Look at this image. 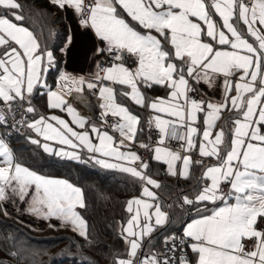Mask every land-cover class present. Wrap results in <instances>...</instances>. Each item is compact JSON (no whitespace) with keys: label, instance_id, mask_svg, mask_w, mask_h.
<instances>
[{"label":"snow or ice","instance_id":"snow-or-ice-1","mask_svg":"<svg viewBox=\"0 0 264 264\" xmlns=\"http://www.w3.org/2000/svg\"><path fill=\"white\" fill-rule=\"evenodd\" d=\"M50 4L69 21L62 34L47 25L50 13L0 0V125L35 132L36 138L27 139L50 155L82 160L79 152L49 141L86 149L103 168L135 178L139 195L124 203L128 218L119 231L125 251L112 252L109 264H264V0ZM74 51L85 60L90 53L96 70L87 76L68 71L66 57ZM218 78L220 100L192 95H199L193 85L211 87ZM154 86L166 94L148 96ZM86 90L99 100V125L66 99ZM37 95L46 96L47 109L66 112L81 131L59 115L39 112L32 103ZM118 95L155 113L148 126L157 130V143L139 147L167 166V176L193 181L172 202L161 194L171 186L154 178L160 173L131 149L141 117L117 102ZM106 128L119 132L117 145ZM10 135L0 136V203L19 200L37 217L71 225L82 240L74 245L81 254L93 247L89 221L77 210L88 211L83 189L26 166ZM171 140L181 142L179 149L167 146ZM85 262L98 264L90 257Z\"/></svg>","mask_w":264,"mask_h":264},{"label":"trees","instance_id":"trees-1","mask_svg":"<svg viewBox=\"0 0 264 264\" xmlns=\"http://www.w3.org/2000/svg\"><path fill=\"white\" fill-rule=\"evenodd\" d=\"M20 2L26 5V11L31 7L34 10L50 13L46 20L47 25L58 34L63 33L68 21L61 10L50 4V0H20ZM36 23L39 29L41 22L37 20ZM55 39L53 37V42ZM53 79L54 74L50 73L49 82ZM162 91L163 88L154 86L153 89L147 90L146 94L155 97ZM118 100L140 114L137 136L139 139L145 138L147 134L143 127V116L146 112L141 111L142 107L130 99L118 95ZM92 102L89 101V105L93 106ZM32 103L39 112L44 114L50 112L46 106V96L37 95ZM92 109L97 110L95 107ZM226 113L223 117L228 116ZM6 129L2 132L3 136L11 133L9 143L26 166L41 174L67 179L83 189L88 211L86 213L81 209L78 211H81L89 221L94 246L84 248L81 254L74 245L82 243V240L71 228L51 225L43 229H32L16 218L4 215V205L0 203V264H82L84 257H90L91 261H96L98 264H109L112 252H124L123 240L119 235L120 224L126 221L125 218L128 216L124 203L132 196L139 195V184L135 182V178L117 169L103 168L89 157L77 161L68 157L50 155L44 152L42 147L31 144L27 139V135L32 136L33 133L18 134ZM149 163L153 172L160 173L154 177L171 186L161 193L168 202H172L181 189H187L193 182H185L183 179L177 182L176 177L166 175L165 164L151 159ZM192 172L194 175L199 174L195 167ZM21 249L23 252L20 255H9L10 252H20Z\"/></svg>","mask_w":264,"mask_h":264},{"label":"crops","instance_id":"crops-1","mask_svg":"<svg viewBox=\"0 0 264 264\" xmlns=\"http://www.w3.org/2000/svg\"><path fill=\"white\" fill-rule=\"evenodd\" d=\"M72 27H73V29H75L76 24L72 23ZM88 55H89V58L87 60H85L82 52L74 51L73 53L69 54L66 57V63L68 65L67 70L70 72H73V74L85 75V76H87L90 71H95L96 70L95 66L93 64H91V54L89 53ZM195 86L198 88V90L202 94H204L205 99H212L213 101H218L223 96V80H222V78H218L216 81H214L213 86H211V87H209L207 84H204L203 82H201V84L195 85ZM85 92L87 93V98H89L88 100L93 101L94 105L96 106L95 108L98 109V105L96 104L95 99H94L95 95H92L87 90ZM165 94L166 93L164 90L158 96H164ZM88 107H89V104H88ZM89 109H92V108L89 107ZM129 109L131 111H133L130 107H129ZM141 111L152 112L150 109H145V108H142ZM134 113L139 114L136 112H134ZM226 114H228V113H226ZM222 123H223V119L218 122V126H219V124H222ZM139 125H140V123H139ZM29 132H31V131L29 130ZM31 133H33V132H31ZM138 139L139 138L137 136V140ZM81 153L83 154L82 155L83 157H89V158L91 157V154L87 153V151H83ZM192 155H193V159H196L198 157V152L194 151ZM57 178H59V177H57ZM3 205H4V209L5 208L7 209L9 216H12V218L13 217L16 218L17 220L26 224L27 226H29L32 229H43V228L49 227L51 225L62 226L61 222L55 218L45 219L43 217H37L36 215L30 213L29 211H27L28 205L26 203L20 202L19 200H16L15 203L10 202V201H6V202H3ZM62 227H69L72 229L71 225L62 226Z\"/></svg>","mask_w":264,"mask_h":264},{"label":"rangeland","instance_id":"rangeland-1","mask_svg":"<svg viewBox=\"0 0 264 264\" xmlns=\"http://www.w3.org/2000/svg\"><path fill=\"white\" fill-rule=\"evenodd\" d=\"M66 99L70 103L73 104V106L78 110V112H80L81 114H83L85 116L92 117L93 118V122L97 123L98 125L101 123L100 120L98 119V117H99V108L97 110L93 111V109H89L90 106L88 107V104H89L88 103L89 102L88 99L89 98H87V93L86 92L82 96H78L77 94L73 93L72 95L66 97ZM94 99H95L96 104L98 105L99 104V100L97 99L96 96H94ZM117 102H120V101L117 100ZM92 103H93V106L91 105V108L92 107L93 108L96 107L94 105V102H92ZM48 114H55V115L61 116L63 119L69 121L70 126H72L74 128V130L81 131V129H79L75 124H72L71 123V117L68 116V114L66 112H62V111H60V110L57 109V110H50V112ZM146 114H148V111L146 112ZM137 127H139V125ZM4 129H6V128L4 126L0 125V136H3L2 132H3ZM8 129L9 128H7L6 130H8ZM106 130L109 132L110 135H113L114 136V146L117 145L118 144V140H119V132H114L110 128H106ZM32 137L36 138V133L35 132H33ZM41 140H42V138H41ZM93 141L96 142V143H98V141L95 140L94 134H93ZM42 142H43V140H42ZM140 142H141V139H138L137 140V136H136L135 141L134 142H131V144H130L131 149L134 150V151H136L138 153V155H139V152H138V150L136 148L139 147ZM48 143L52 147H54V148L64 147L66 151H77V152L80 153V155H81L82 158H83V156H82L83 154L81 152L87 151L86 149H80V148H78V149H72V148H70V147H68L66 145L65 146H61V145H59V144H57L55 142H52V141H49ZM127 150H128L127 148H121V151H127ZM194 151H197L198 152V145H197V149L194 150ZM96 155L99 156L100 154H96ZM100 158L108 159L109 162H112V163H117V162L127 163V162H122V161H116L114 158H111V157H107V158L100 157ZM137 163H139V162H137ZM178 163H180V162H178ZM127 218H128V216H127ZM127 218H125V219L127 220ZM124 222H126V221H124Z\"/></svg>","mask_w":264,"mask_h":264},{"label":"built area","instance_id":"built-area-1","mask_svg":"<svg viewBox=\"0 0 264 264\" xmlns=\"http://www.w3.org/2000/svg\"><path fill=\"white\" fill-rule=\"evenodd\" d=\"M193 86L196 87L195 85H193ZM192 95L195 98H205L204 97V94H202L200 91H199V95H197L196 93H192ZM13 115L15 116V118L17 120H19L20 117H21V111H20V109H18V108L15 109L14 112H13ZM150 115H154V113L148 112V114H145L143 116V127H144L145 132H146L147 135H146L145 138H143L141 140V142L150 143L151 145L155 146L156 143H157V139H158V133H157V130L155 129L154 125L152 126L151 129L148 126V120H149ZM28 117L31 118L30 117V114H28ZM11 119H12V117L10 116L9 117V123H11ZM115 119L116 118H113V117L109 116V121L110 122H113ZM17 129H19V130L18 131L16 129H11V130L14 133H18V134H22V133L29 132L28 129H26L24 127H21L19 124L17 125ZM149 137H151V140H149ZM180 143L181 142H179V141L171 140V141L168 142V145L167 146L171 147L173 150H177L180 147ZM137 149H138L139 155L141 156V158L143 160L150 161V153H149V151H146L145 149H142L140 147L137 148Z\"/></svg>","mask_w":264,"mask_h":264}]
</instances>
